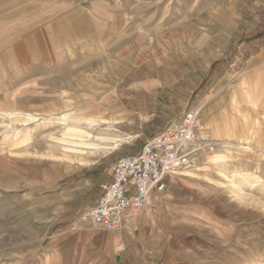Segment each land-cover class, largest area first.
Returning a JSON list of instances; mask_svg holds the SVG:
<instances>
[{
	"label": "rangeland",
	"instance_id": "1",
	"mask_svg": "<svg viewBox=\"0 0 264 264\" xmlns=\"http://www.w3.org/2000/svg\"><path fill=\"white\" fill-rule=\"evenodd\" d=\"M262 48L264 0H0V264H264ZM201 104L251 150L202 154L133 223L95 227L117 158ZM63 114L110 120L64 143Z\"/></svg>",
	"mask_w": 264,
	"mask_h": 264
},
{
	"label": "built area",
	"instance_id": "2",
	"mask_svg": "<svg viewBox=\"0 0 264 264\" xmlns=\"http://www.w3.org/2000/svg\"><path fill=\"white\" fill-rule=\"evenodd\" d=\"M221 144L211 136L199 107L188 108L137 152L117 158L109 181L88 212L89 219L99 229L122 228L148 206L154 194L168 187L178 171L194 166L200 155L214 152Z\"/></svg>",
	"mask_w": 264,
	"mask_h": 264
},
{
	"label": "bare ground",
	"instance_id": "3",
	"mask_svg": "<svg viewBox=\"0 0 264 264\" xmlns=\"http://www.w3.org/2000/svg\"><path fill=\"white\" fill-rule=\"evenodd\" d=\"M6 112H7L6 115H11V113L9 111H6ZM32 115L28 114L27 117L29 119H31V118H33ZM244 117L246 118L247 116L244 115ZM61 119H62L63 125H65L64 130L61 134L63 136L62 138H63L64 143H66L67 141H72V142L77 143V144L86 143L87 141H90L93 138V134H92V131L90 129L97 128V127L101 128L100 127L101 124L106 123V120L98 119L95 117H87V118L83 119V117H81V115H76V114H63V116H61ZM69 121H71L72 123L69 124L68 123ZM82 123H84V124H82ZM217 131H219L218 128H217ZM253 133H254L253 131L250 132V134H253ZM98 135H99V133H98ZM118 136H119V134L117 136L116 135L103 134V135L97 137V138H99V140H101L103 142V146L101 147L102 150L103 151L111 150L114 147V145L117 143V141H118L117 137ZM245 137H247V135H243L241 138H245ZM220 141L222 143L220 147H222L223 145L225 147H228V148H233L232 146H236L235 148H238V149L251 150L250 146H246V145H244L245 143L241 142L242 140H239V142H237V144L233 143V142H229V141H223V140H220ZM66 148L70 149L72 147L66 146ZM84 155H86V154H80L79 156L76 157V159L80 162V164H88L89 162L94 161V159L91 158L90 156H84ZM63 156L69 158L70 154L64 153ZM217 157L218 158L216 160H214L216 162H218V161H224V162L231 161V159L226 158L225 156H222V155L217 156ZM189 172H191V171H189V170L178 171L176 174L177 175H186ZM151 202H152V200L150 199L149 204ZM92 235L96 238V237L102 236L103 234H102V232L92 231Z\"/></svg>",
	"mask_w": 264,
	"mask_h": 264
},
{
	"label": "crops",
	"instance_id": "4",
	"mask_svg": "<svg viewBox=\"0 0 264 264\" xmlns=\"http://www.w3.org/2000/svg\"><path fill=\"white\" fill-rule=\"evenodd\" d=\"M256 58H264V48H262L261 50H260V52H258L257 54H255L254 55ZM246 83V80L245 79H242V85L243 84H245ZM236 100V99H235ZM236 102H237V100H236ZM205 105V104H204ZM203 104H201L200 106H199V109H200V111H201V114H202V116L205 118V120H206V126L208 127V128H211L212 130L210 131L211 132V135L212 134H218V135H223V136H225V137H227V138H230V139H236V138H241L243 135L242 134H237L236 132H235V129H234V126L232 125V123L231 122H229L230 120H226V119H222V118H220V116L217 114H215V113H213V116L211 115V113H210V111H209V109H207V108H205V106H204ZM204 106V107H203ZM13 111H15V112H21V111H16V110H13ZM124 113L123 114H125V111H123ZM107 121H106V123H104V125L105 124H108L109 123V120L110 119H108V118H105ZM116 120V122H118L119 121V118H117V119H115ZM216 121V122H215ZM217 123V124H216ZM106 128H108V126L106 127ZM217 128H218V130L219 131H217ZM123 139V141H125V139L124 138H122ZM236 140H233V142H235ZM136 218V217H135ZM135 218L132 220V223H133V221L135 220ZM129 223L130 222H128L127 223V225L126 226H128L129 225ZM93 231H99V230H97L96 228H93L92 229ZM91 230V231H92ZM101 232V231H100ZM103 233V232H102ZM95 238V237H94ZM97 238V237H96ZM99 239V238H98Z\"/></svg>",
	"mask_w": 264,
	"mask_h": 264
}]
</instances>
